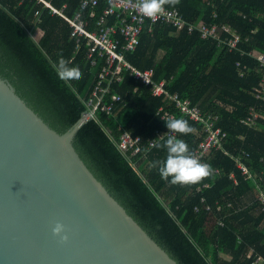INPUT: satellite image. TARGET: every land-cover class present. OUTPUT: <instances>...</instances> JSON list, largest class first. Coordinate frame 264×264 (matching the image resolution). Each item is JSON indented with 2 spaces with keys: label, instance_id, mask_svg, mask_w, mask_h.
Wrapping results in <instances>:
<instances>
[{
  "label": "trees",
  "instance_id": "obj_1",
  "mask_svg": "<svg viewBox=\"0 0 264 264\" xmlns=\"http://www.w3.org/2000/svg\"><path fill=\"white\" fill-rule=\"evenodd\" d=\"M44 1L57 9L65 5L63 13L68 17L81 11L80 0ZM169 7H178L190 22L227 23L241 36L238 47L243 54L217 48L215 41L202 39L196 32H176L171 26L155 24L150 32L144 29L135 50L125 54L136 68L152 69L154 81L166 79L170 93L189 99L203 113L219 116L218 125L227 133L223 144L227 153L222 149L209 153L212 176L190 186L162 179L158 169L166 149L159 146L166 140L143 161L138 157L129 160L118 149L119 125L146 138L166 127L156 115L158 108L172 107L163 97L151 95L148 86L135 82L127 72L120 82L109 85V92L122 99L115 107V116L100 113L85 121L75 132L73 145L108 192L178 264H250L252 259L246 257L249 248L264 258V216L255 203L251 205V182L229 154L244 149L249 153L248 164L255 170L264 168V119L259 120L258 129L239 122L250 106L264 113V101L252 94L263 69L249 55L264 50V0H180ZM81 12L85 17L88 14ZM75 46L68 24L44 3L0 0V78L58 133L71 128L86 111L85 102L102 64L98 59L90 65L85 40L78 49ZM61 56L69 66L79 67L82 79L65 81L59 77L56 67ZM184 120L194 131L178 138L193 152L202 136L196 133L200 125ZM133 161L139 165L134 166ZM204 183L210 186L197 190ZM201 198L211 206L210 211L203 209ZM227 202L232 207H226ZM217 204H223L219 212ZM221 216H225L224 224L217 226L216 218Z\"/></svg>",
  "mask_w": 264,
  "mask_h": 264
},
{
  "label": "water",
  "instance_id": "obj_2",
  "mask_svg": "<svg viewBox=\"0 0 264 264\" xmlns=\"http://www.w3.org/2000/svg\"><path fill=\"white\" fill-rule=\"evenodd\" d=\"M84 117L58 133L0 78V264H178L80 158Z\"/></svg>",
  "mask_w": 264,
  "mask_h": 264
},
{
  "label": "built area",
  "instance_id": "obj_3",
  "mask_svg": "<svg viewBox=\"0 0 264 264\" xmlns=\"http://www.w3.org/2000/svg\"><path fill=\"white\" fill-rule=\"evenodd\" d=\"M38 1L44 3L52 14H58L65 20L70 28L71 37L75 39V49L79 48L82 40L86 41L89 46L88 57L91 66H94L98 59H102L91 94L85 102L86 111L81 117L88 114L84 120L89 116L91 119H96L100 113H104L107 117L115 116V107L121 103L122 99L120 95L109 92V85L113 82H120L123 78V72H127L135 82L148 86L151 95L163 97L166 102L172 105L170 109L161 106L156 111V115L165 124L172 119H188L200 125V129L196 133L197 136H202L193 151L200 162L208 164V156L211 151L222 149L227 153L223 147L227 133L218 125V115L203 113L189 99L180 98L177 94L170 93L166 87V79L154 81L152 69L141 70L136 68L126 60L125 54L134 51L144 29L150 32L155 24L171 26L176 32L183 30L188 34L196 32L202 39L215 41L217 48H227L229 51L239 50L243 54V51L238 47L241 36L235 28L227 23H206L201 19L195 22L187 21L178 7L169 6H165L163 15L149 19L139 13L136 0H80V10L88 11L86 17L81 11L72 17H68L63 13L65 5L61 9H57L49 2ZM38 14V11L34 13L37 18L35 23L39 22ZM215 17L216 13L213 12L212 18ZM39 32L41 33V31ZM249 55L254 57L258 61L259 67L263 69L258 85L252 88V94L255 99L264 101V50L251 51ZM238 65L237 62L236 66ZM263 118L264 113L261 110L255 106H250L247 115L241 118L239 122L249 129H258V122ZM121 128L122 126L119 125L118 130L121 132L116 140V145L129 160L138 157L139 160L143 161L162 140H167L170 136L178 138V134L168 130L167 126L155 130L151 136L146 138ZM229 156L244 178L251 182L254 194L251 205L255 203L264 216V168L255 170L248 164L249 153L244 149L239 150L236 154H229ZM137 163V161H133L134 166ZM215 172L217 173L218 170ZM229 177L234 184L237 183L233 173H230ZM209 186V183H204L197 187V190ZM200 203H203L205 211L212 209L204 198L200 199ZM225 205L232 207L231 202H227ZM222 208L223 204H217L216 210L218 212ZM194 209L199 212V207ZM224 218L225 216L217 217L216 225L222 226ZM246 257L252 259L250 264H264V258L256 254L252 248H249Z\"/></svg>",
  "mask_w": 264,
  "mask_h": 264
},
{
  "label": "clouds",
  "instance_id": "obj_4",
  "mask_svg": "<svg viewBox=\"0 0 264 264\" xmlns=\"http://www.w3.org/2000/svg\"><path fill=\"white\" fill-rule=\"evenodd\" d=\"M180 0H136L139 13L149 19L163 15L165 6H176ZM56 71L59 77L65 81L79 80L83 73L79 67L69 66V61L62 56L58 60ZM168 130L186 136L194 129L183 119H172L166 122ZM166 149V158L159 166V174L165 181L174 185L190 186L200 183L213 174L211 165L200 162L189 148L188 144L175 136H170L163 145ZM63 231V225L57 224L53 229L55 235ZM67 240V236L62 237Z\"/></svg>",
  "mask_w": 264,
  "mask_h": 264
},
{
  "label": "rangeland",
  "instance_id": "obj_5",
  "mask_svg": "<svg viewBox=\"0 0 264 264\" xmlns=\"http://www.w3.org/2000/svg\"><path fill=\"white\" fill-rule=\"evenodd\" d=\"M35 36L38 37V33L37 34L35 33Z\"/></svg>",
  "mask_w": 264,
  "mask_h": 264
},
{
  "label": "crops",
  "instance_id": "obj_6",
  "mask_svg": "<svg viewBox=\"0 0 264 264\" xmlns=\"http://www.w3.org/2000/svg\"><path fill=\"white\" fill-rule=\"evenodd\" d=\"M264 119V118H263ZM247 204H250V202H247Z\"/></svg>",
  "mask_w": 264,
  "mask_h": 264
}]
</instances>
